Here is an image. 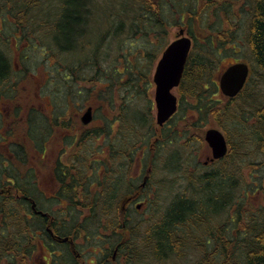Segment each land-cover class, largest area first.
<instances>
[{"label": "flooded vegetation", "instance_id": "1", "mask_svg": "<svg viewBox=\"0 0 264 264\" xmlns=\"http://www.w3.org/2000/svg\"><path fill=\"white\" fill-rule=\"evenodd\" d=\"M5 23L18 27L5 38L13 40L16 51L0 48L8 64L7 75L0 78V203L6 209L0 216L7 217H0V229L5 225L4 232L10 233L7 239L0 231V238L7 241L5 250L20 245L28 252L24 264H130L133 245L143 244V237L149 235V228H141L143 219L136 214L156 217L158 213L159 159L166 157L164 171L179 168L176 159L180 155L172 150L175 137L183 138L191 148V169L182 191L189 186V176H203L218 167L206 134L210 129L225 130V121L218 120V98L232 107L237 97L222 93L221 77L228 66L218 76V44L215 71L200 83L202 91L189 100L195 106L210 104L215 113L206 117L188 105L182 107L180 85L174 89L180 103L176 114L159 124L156 66L146 100L150 106L139 104V111L134 112L138 134L127 149V111L120 99L112 100L106 94L102 101L80 100V83L88 82L79 80L77 62L70 71L61 62L55 67L50 63L54 72L46 76L42 73L46 67L32 71L26 63L28 51L43 50L48 59L50 53L41 40H32L23 21ZM196 47L193 39L192 51ZM189 57L182 83L189 72ZM47 85L55 87L49 95H45ZM52 92L55 99H51ZM47 97L53 103L49 107ZM90 108L94 115L85 123L83 116ZM182 109L185 116L176 123L184 115ZM35 122L41 123L33 133ZM30 145L33 155L28 153ZM205 147L208 154L202 162ZM179 197H171L172 203ZM137 232L142 236L137 237Z\"/></svg>", "mask_w": 264, "mask_h": 264}, {"label": "trees", "instance_id": "2", "mask_svg": "<svg viewBox=\"0 0 264 264\" xmlns=\"http://www.w3.org/2000/svg\"><path fill=\"white\" fill-rule=\"evenodd\" d=\"M99 1L0 0V15L9 14L3 17L4 20L10 18L26 23L32 40H45L55 48L57 64L61 62L65 70L70 71L71 63L77 62L79 80L88 82L87 85L80 83V100L102 101L106 94L112 100L120 99L127 111V131L130 133L126 138L127 149L138 134L134 112L139 111V104H146L145 108L150 106L146 100L150 96L152 72L159 57V53L152 51L165 41V46L168 44V12L174 17V24L185 27L197 46L189 57V72L181 84L182 107L188 105L206 117L215 113L210 104L195 106L189 100L202 91L200 83L215 67L217 44L218 70L223 49L230 45L234 49L246 43L264 74V0H124L121 7H98ZM103 12L105 15L101 20L99 17ZM101 23L107 27L100 32ZM98 31L101 37L95 42L93 34ZM129 34L132 38L149 37L152 50L129 51L121 55L117 44L111 41ZM103 47L107 49L103 51ZM127 55H130L129 59ZM71 57L75 61L69 60ZM49 59H52L51 55ZM57 64L54 63V67ZM7 73L8 64L0 53V78ZM250 82L251 78L232 107L221 104L218 98V120L225 121V127L226 122L231 121L240 141H233L226 128L230 142L228 155L218 160L214 171L203 172V176H189L188 188L182 191L180 187V193L176 195L180 197L166 209V217L164 215L157 225L149 228L143 244L133 245L130 264H140L143 258L152 259L153 264H264V176L251 187L252 190L239 193L240 188L250 185L247 175L246 178L243 175L244 167L256 166L240 159L246 156L242 148L247 149V144L253 140L258 152L264 156V104L260 107L252 104L254 99L248 93ZM52 94L55 99L54 92ZM183 111L184 115L180 114L176 123L185 116ZM250 115L254 122L247 119ZM40 123H34L33 133L35 129L39 131ZM251 194H254L253 198ZM114 198L116 202L117 197ZM5 212L0 203V214ZM2 228L1 233L9 239L10 233L4 232L5 225ZM136 236L142 235L137 232ZM6 244L7 241L0 238L3 249H0V264L5 261V264H24L28 252L20 245L5 250ZM197 252V256L189 258Z\"/></svg>", "mask_w": 264, "mask_h": 264}, {"label": "rangeland", "instance_id": "3", "mask_svg": "<svg viewBox=\"0 0 264 264\" xmlns=\"http://www.w3.org/2000/svg\"><path fill=\"white\" fill-rule=\"evenodd\" d=\"M124 2H125L124 0H100L98 7H111V5H112V7H121V5L124 4ZM9 8L12 9V7H9ZM104 15H105V12H103V14L100 15L99 19L103 20ZM5 16H9V14H4L3 16L0 15V48L4 52H6V50H8L10 53H13L16 51L14 48V45L11 44L13 42V40L6 41L5 38H6V36L10 37L12 34L11 33L12 30L17 29L18 27L13 26L12 24H6L5 21L11 20V19L9 18V19H6L4 21L3 17H5ZM166 19H167V23H168L167 28H166V31H167L166 36H167L168 42L170 43L171 41H173L177 37L180 30L183 29L185 31V27L181 28V27H179L178 24L177 25L174 24V21H173L174 17H172L171 13H169V12L166 15ZM24 25H26V23ZM101 25H102V28L100 29V32L104 30V26L107 27V24L101 23ZM100 32L98 31V33L93 34L94 35L93 37L95 38V42H96V40H99V38L101 37ZM241 34H242V36H244L243 30L241 31ZM120 35H122V34H120ZM120 37H122V38H120ZM120 37L112 39L111 42H115V45L117 44L116 45L117 51L120 52L121 55H124L125 52H129V51H133L136 53H140L141 51H143V52L149 51L152 48V45H150V43L147 40V39H149V37L142 36L139 38H134V37L132 38L130 36V34L120 36ZM166 43L167 42L165 41L160 47L155 46L153 48L152 52L159 53V55H160V53L166 47L165 46ZM8 46H9V49H12V51H10L8 49ZM19 46H20V44H19ZM42 47H44L46 52L48 51L50 53L52 59L50 60V59H48V57H45L43 50H29L28 51L29 59L27 60L26 63H27V66L32 71H33V69L37 71L40 67H44V68L46 67L45 68L46 71L42 70V73L44 74V76H46L47 73L54 72L53 66L51 64L56 63L57 58L55 59V56H56L55 55V53H56L55 48L53 46L47 44L45 40H44V42H42ZM225 47H227V46H225ZM105 49H107V48L103 47V51H105ZM223 51H224V55H222L221 63H219L218 76L222 73V71L227 66H229L230 64H232L238 60L248 63L250 65V68H251V74H250L251 75V77H250L251 82L249 83L248 93H249V95H252L251 99L252 98L254 99L252 104L255 105V107H260L261 105H263L264 104V74H261L263 72H261V70H259L255 60L253 59V57L251 55L249 48L247 47V44L245 43V44H242V46H236L234 49H231V45H230V47H228L227 49H223ZM129 58H130V55H127V59H129ZM69 60L75 61L74 57H71ZM71 64H73V62ZM215 66H216V64H215ZM155 68H156V66H155ZM214 71H215V69H212L211 72H214ZM209 73H210V71H209ZM53 88H55V87L54 86L51 87V86L47 85L45 88V95H49L51 93V91L54 90ZM174 93L177 95L176 90H174ZM45 99H46V106L47 107L53 105V103H50L51 100L49 99V97H47ZM51 99H53V98H51ZM140 102L142 103L141 100H140ZM141 106H143V105H141ZM92 114L94 115V112ZM246 118H247V116H246ZM247 119H249L250 122H254V118L251 117V115ZM213 124L214 123L212 122V125ZM226 128L232 134L233 141H240L241 137H239L238 135L236 136V134L234 133L237 130L235 129V126L232 124L231 121L226 122ZM226 128H225V130H226ZM225 130H223V131L226 132ZM157 132H158L157 137H159L160 136L159 130ZM150 142L151 143L154 142V139L151 138ZM173 149L175 152H177V155H180V157H177V159H176L178 162L179 168H176L175 171H171V172L164 171L163 161L166 160V157H162L159 159L158 166H157V176H158L157 181L158 182H157L156 187H155L156 194L159 196V201H160L158 204V206H159L158 207V213H157L156 217H154L151 214L138 217V216L142 215L144 212L136 214V218H142L143 219L141 221L142 222L141 228H143V229L150 228L152 226L157 225L158 222L160 221V219L164 218L163 216L165 215L166 209L169 206H171V204H173L171 197H174L178 193H180V189H181L180 187L183 186V184H184L183 180L187 179V176L189 175V170L191 169V167L189 165H190L192 159H191V155H190L191 148L189 147L188 143H186L183 138H178L176 136L175 140H174L173 147H172V150ZM242 152L246 156H242L244 158H240V159H242L244 162H247V163L256 164V166L249 167V168L244 167L243 175L245 176V178L247 175V180H249V182H250V185H249L250 187L244 186L243 189L240 188L239 193H244L245 190H247V191L252 190L251 187H254L258 183L257 181L264 176V156L258 152L257 147L255 145V142L252 140L250 143H248L247 149L242 148ZM28 153H30L31 155L34 154V149H33L32 145L29 146ZM206 154H208V148L205 147V152L201 156L202 162L205 160ZM202 166H203V163H202ZM256 167H258V168H256ZM253 197H254V194H251V198H253ZM233 228L231 227V229H233ZM195 254L197 256L198 252L191 254L189 256V258L195 257ZM37 255H39V253H37L35 255V257ZM39 257L40 256H38V258ZM42 261L43 260L41 259L39 262H42ZM152 261H153L152 259L143 258L142 261L140 262V264H153Z\"/></svg>", "mask_w": 264, "mask_h": 264}, {"label": "water", "instance_id": "4", "mask_svg": "<svg viewBox=\"0 0 264 264\" xmlns=\"http://www.w3.org/2000/svg\"><path fill=\"white\" fill-rule=\"evenodd\" d=\"M183 33L181 31V34ZM191 46L192 41L189 37L179 38L169 45L158 63L154 81L159 124H163L177 111V97L171 91L181 82ZM248 75L249 66L245 63H237L228 67L221 77L223 93L230 97L236 96L243 89ZM91 118L92 109L90 108L84 114L83 121L88 123ZM206 140L213 149L214 158L220 159L227 154L228 143L219 129L208 130Z\"/></svg>", "mask_w": 264, "mask_h": 264}]
</instances>
